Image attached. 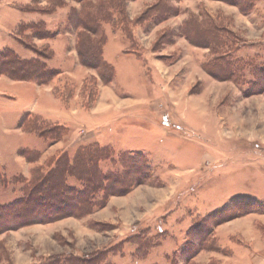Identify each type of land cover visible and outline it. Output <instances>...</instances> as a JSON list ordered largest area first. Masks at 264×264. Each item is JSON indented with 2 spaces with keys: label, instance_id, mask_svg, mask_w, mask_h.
<instances>
[{
  "label": "rangeland",
  "instance_id": "rangeland-1",
  "mask_svg": "<svg viewBox=\"0 0 264 264\" xmlns=\"http://www.w3.org/2000/svg\"><path fill=\"white\" fill-rule=\"evenodd\" d=\"M81 8L0 0V54L38 59L32 44L54 53L41 61L58 74L46 85L0 76V206L21 200L32 220L0 227V264H264V0L248 14L220 0L126 1V31L103 25L110 84L79 62L70 16ZM39 22L54 39L30 40L20 27ZM211 28L231 42L219 53L205 45ZM227 62L241 68L234 81ZM26 115L63 139L24 129ZM96 145L114 149L100 169L115 195L97 193L102 206L87 216L42 222L46 207L33 210L39 195H24L26 182ZM121 155L144 157L149 181L127 188Z\"/></svg>",
  "mask_w": 264,
  "mask_h": 264
},
{
  "label": "trees",
  "instance_id": "trees-1",
  "mask_svg": "<svg viewBox=\"0 0 264 264\" xmlns=\"http://www.w3.org/2000/svg\"><path fill=\"white\" fill-rule=\"evenodd\" d=\"M72 1H77L82 5L80 11L74 10L70 16L71 24L81 30L78 36L79 42L77 44L79 62L83 67L98 71L103 82L110 84L115 78V73L113 67H111L103 57V49L107 44L103 25L110 24L114 28L122 26L123 31H126L127 15L125 3L128 0ZM220 1L232 4L238 7L243 13L248 14L253 11L257 0ZM21 11L23 13L38 14H49V12H52L49 10L33 9L31 6H25ZM20 27H27L28 31H30L27 38H30V40H51L55 37L54 34L47 30L43 22L30 23L26 26L21 25ZM221 34L222 33L217 29L211 28L206 33L207 38L204 41L207 44L205 43V45H208V48L209 46L212 49L214 48L218 53L221 48H227L228 44L231 42ZM24 47L37 55L38 59L21 60L12 50L8 49L0 54V76H5L17 82H34L38 85L48 84L58 74L48 69L46 64L41 60H53L54 53L49 51L46 55H43L38 52L36 47L32 44L25 45ZM224 71L231 73V78H229V80L234 81L235 75L241 71V68H238L236 63L227 62L224 64ZM233 74L234 76H232ZM23 119L21 125L24 129L25 125H27L28 129L37 135L39 134L38 136L40 138L46 137L53 143H57L64 137L61 133L57 134L55 130L49 131L50 136L43 135V132H41L38 127L40 124H34V122L39 123V119L36 117L26 115ZM113 151L114 149L112 148L98 147L96 145L79 148L72 158H70L67 153H64L54 161L53 167L48 170L45 177L39 174L37 177L34 176L27 181L23 194L30 196L32 194L39 195L36 204L33 206V210H37L39 205L46 207V210L44 209V215L40 216L42 217L41 221L47 223L56 220L57 216H53V214H64L66 212H69L68 214L70 215L79 217L87 216L91 214L93 210L99 209L102 206L101 204L103 201L97 203L93 200L97 193L104 192L106 196L110 193L115 195L111 190L113 184H109V179H113L112 175H104L103 177V173L100 169V163L109 161L113 156ZM32 154L34 153L27 151L23 152V156L28 163H32L38 159V155H36L37 157H33L31 156ZM121 158L122 163L120 162V164L122 168H124L122 176L125 178V185H128L127 188L149 181V166L144 157L121 155ZM125 162L126 166L123 164ZM140 176L141 178H139ZM71 179L85 183V189H87L86 194H82L79 191L77 192L76 188L70 186L68 181ZM105 179L107 182L104 181ZM138 179L141 181L138 182ZM113 187L115 188V186ZM119 187L120 186H118L117 190H121ZM117 193L122 194V191H118ZM25 209L26 205L23 202L21 203V200H16L9 205L0 206V227L3 229L8 227L14 228L17 219L21 222L20 227L31 223L32 220H30V218H23V213L26 211Z\"/></svg>",
  "mask_w": 264,
  "mask_h": 264
}]
</instances>
